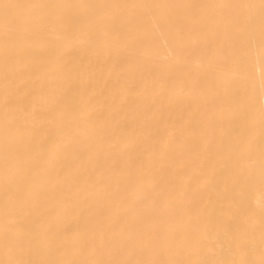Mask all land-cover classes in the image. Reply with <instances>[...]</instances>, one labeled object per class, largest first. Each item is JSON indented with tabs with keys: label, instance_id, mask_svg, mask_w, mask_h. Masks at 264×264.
Instances as JSON below:
<instances>
[{
	"label": "bare ground",
	"instance_id": "6f19581e",
	"mask_svg": "<svg viewBox=\"0 0 264 264\" xmlns=\"http://www.w3.org/2000/svg\"><path fill=\"white\" fill-rule=\"evenodd\" d=\"M0 264H264V0H0Z\"/></svg>",
	"mask_w": 264,
	"mask_h": 264
}]
</instances>
